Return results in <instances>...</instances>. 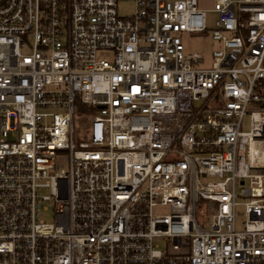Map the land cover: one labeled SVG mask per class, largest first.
Returning <instances> with one entry per match:
<instances>
[{
	"label": "built area",
	"instance_id": "1",
	"mask_svg": "<svg viewBox=\"0 0 264 264\" xmlns=\"http://www.w3.org/2000/svg\"><path fill=\"white\" fill-rule=\"evenodd\" d=\"M211 3L0 0V264H264V0Z\"/></svg>",
	"mask_w": 264,
	"mask_h": 264
},
{
	"label": "rangeland",
	"instance_id": "2",
	"mask_svg": "<svg viewBox=\"0 0 264 264\" xmlns=\"http://www.w3.org/2000/svg\"><path fill=\"white\" fill-rule=\"evenodd\" d=\"M200 2L203 6L207 8H210L212 6L211 0H200ZM133 11H134V4L132 2H121L118 5V12L123 17L131 15ZM215 19H216L215 13L209 12L207 14L209 28H212L214 26ZM182 41L185 47V52H188V53L198 52L204 57L206 63L209 64L211 52L216 46L213 40L211 39L210 35L183 34ZM77 115L80 116L82 114H77ZM243 128L248 129V125L246 122ZM44 217L48 219L49 212L45 213ZM242 220H243L242 216L239 215L237 217V228L238 229L241 226Z\"/></svg>",
	"mask_w": 264,
	"mask_h": 264
}]
</instances>
